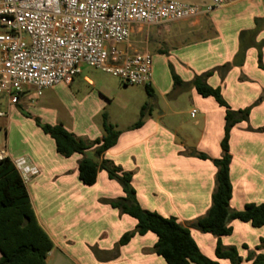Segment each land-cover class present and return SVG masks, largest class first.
<instances>
[{"label":"crops","instance_id":"crops-1","mask_svg":"<svg viewBox=\"0 0 264 264\" xmlns=\"http://www.w3.org/2000/svg\"><path fill=\"white\" fill-rule=\"evenodd\" d=\"M199 9L198 16L192 19L172 22H184L190 32L198 35V41L171 50L169 57H153L149 84L153 96L146 91V99H128L124 111L131 114V122H124V118L117 121L113 113L112 86L116 77L103 71L107 76H100L90 71L95 68L88 66H83L71 84L61 83L45 90L56 91L60 98L70 95L74 100L73 108L65 107L68 112L61 117L54 110L38 105L45 92L36 97L34 91L27 90L17 104H10L6 96H0V152L6 151L11 162L24 158L39 172L25 185L37 220L54 245L46 264H167L152 251L157 242L153 233L136 236L113 256L122 236L137 225L134 218L104 203L124 197L121 185L111 180L106 171L98 173L93 186L84 185L79 179V162L84 157L95 159L94 149L66 158L57 152L55 141L36 123L39 120L52 126L61 124L76 137L91 143L103 137L104 113L121 135L99 161H110L133 175L132 185L143 209L166 218L175 217L191 230L204 256L219 264H232L216 257L218 238L195 227L211 207L217 174L211 160L199 159L196 154L222 158L226 109L213 97L199 95L190 83L196 76L231 64L225 75L218 71L207 80L211 87L221 90L232 110L252 107L248 122L236 125L230 135L233 186L230 208L242 211L248 204H264V100L257 103L264 94V68L258 57L261 51L264 67V0H240L213 9ZM142 30L141 27L139 31ZM129 51L136 50L129 47ZM142 52L150 54L147 48ZM170 65L188 84L178 90L190 98L192 107L187 105L186 112L191 110L190 117L198 119L200 124L193 147L187 137L180 140L177 124L164 123L167 119L176 122L183 112L167 102L178 91L174 89ZM62 100L69 102L65 97ZM161 100L165 101V107L157 117L153 111L143 126L130 129L139 118L136 112L140 113L145 104L159 110ZM45 114L51 117L48 119ZM229 225L233 232L220 239L222 246L237 248L243 264H249L246 261L249 252L255 251L264 240V226L255 228L238 220ZM259 253H264V248Z\"/></svg>","mask_w":264,"mask_h":264},{"label":"trees","instance_id":"trees-1","mask_svg":"<svg viewBox=\"0 0 264 264\" xmlns=\"http://www.w3.org/2000/svg\"><path fill=\"white\" fill-rule=\"evenodd\" d=\"M244 42V33L241 34V43ZM165 53L164 51H160ZM244 53L241 54L243 56ZM259 64L262 66V53L259 51ZM231 69V64L216 68L201 76H196L190 83L199 95L204 98L213 97L217 103L226 109L225 134L221 143L223 156L220 159H210L206 154L197 153L196 157L202 160H211L217 168L216 189L212 195V204L207 214L198 219L195 227L201 232L214 235L218 238L216 257L229 260L232 264H243L237 248H225L220 239L232 234L229 225L232 221L250 223L255 228L264 226V204H248L242 211H233L230 202L233 196V186L230 179L229 141L233 128L242 122H248L252 107L244 110H232L223 98L219 88H213L207 80L215 73L225 75ZM174 89L186 87L175 72H173ZM149 96H153L150 85L145 87ZM264 100V94L257 102ZM152 112V106L145 104L136 124L130 129L143 126L146 117ZM42 131L51 137L56 144L57 152L69 158L74 154L84 155L88 150L94 149L95 159L84 157L79 162V179L86 186H93L97 182L100 171H106L111 180L119 183L123 189L124 197L115 200H104V203L117 209L123 215H128L137 221L136 228L124 234L113 251V256L119 254V249L126 246L136 236H145L153 233L157 242L152 249L153 253L162 257L167 264H219L204 256L195 242L191 230L182 226L175 217L166 218L157 212L143 209L137 200V193L132 185L133 175L123 172L112 162L99 159L113 148L121 135L109 122L106 113L102 115L103 137L88 143L70 133L61 124L52 126L42 124L36 120ZM53 242L45 230L40 226L31 200L19 172L13 163L6 159L0 162V264H46L49 253L53 250ZM264 248V240L255 251L249 252V264H264V253L257 254ZM96 253V249H93Z\"/></svg>","mask_w":264,"mask_h":264},{"label":"built area","instance_id":"built-area-1","mask_svg":"<svg viewBox=\"0 0 264 264\" xmlns=\"http://www.w3.org/2000/svg\"><path fill=\"white\" fill-rule=\"evenodd\" d=\"M209 1L213 9L240 0ZM199 13L197 6L168 0H0V96L10 104L27 90L39 97L71 84L83 66L126 86L149 85L151 55L129 51L135 29ZM6 159L7 152H0V162ZM12 163L24 182L39 173L24 158Z\"/></svg>","mask_w":264,"mask_h":264},{"label":"rangeland","instance_id":"rangeland-1","mask_svg":"<svg viewBox=\"0 0 264 264\" xmlns=\"http://www.w3.org/2000/svg\"><path fill=\"white\" fill-rule=\"evenodd\" d=\"M168 1H177L187 5L197 6L201 9H208L212 5L209 0H168ZM208 23V22H207ZM141 27L135 29V33L131 36L129 47L131 50H136L138 52H142L145 48L151 54L152 57V64H153V57L157 58L158 55H162L165 57L170 56V51L176 49L186 43H194L198 41V35L193 34L187 29V25L184 22L180 23H166L160 26H142L143 30L139 31ZM159 50L165 51V53H161ZM159 57V56H158ZM155 63V62H154ZM153 66V65H152ZM90 68V67H89ZM156 68H154L155 70ZM170 70L173 74L174 68L170 65ZM92 72H97L100 76H107L102 71H98V69H90ZM116 83L112 86V94L113 98L115 99L112 109L113 113L117 116L118 119L124 118V122H131V114L125 113L124 105L127 103L128 99H141L145 97L147 98V93L145 86H126L123 85L120 80L117 78L114 79ZM45 92V91H44ZM56 92V91H55ZM54 91L49 90L44 93L43 97H40L38 105H43L52 109L62 116V113H66L68 111L65 110V107L73 108L74 100L70 95H61L62 98L56 95ZM186 93L182 90H178L175 94H171L172 97L169 96L167 102L173 103L176 106L178 111H183L182 114L179 115L177 121L171 123L170 119L164 120L166 125L172 126L177 124V129L179 130L180 140L188 138L190 139V147H193L195 142L199 137V130L200 124L197 123L198 119H192L190 117V111L186 112L187 105L188 107H192V103L190 98L185 95ZM67 96V97H66ZM37 97V96H36ZM63 97L68 99L69 102H63ZM79 98V97H78ZM79 99H82L80 97ZM72 102V103H71ZM159 110H152L154 111V116L157 117L160 113V110H163L165 107V101L161 100L159 103ZM190 109V108H189ZM113 114V115H114ZM136 117H140V113L136 112ZM45 117L48 119L51 117L50 114H45ZM139 120V118H138ZM137 120V121H138ZM173 120V119H172ZM4 135V133H3ZM4 139V138H3ZM2 144V139L0 140V146Z\"/></svg>","mask_w":264,"mask_h":264}]
</instances>
